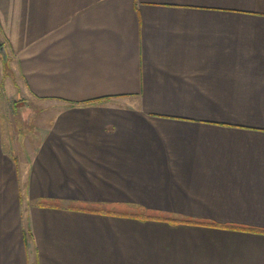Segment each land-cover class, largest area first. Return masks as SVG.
Wrapping results in <instances>:
<instances>
[{
  "label": "crops",
  "instance_id": "1",
  "mask_svg": "<svg viewBox=\"0 0 264 264\" xmlns=\"http://www.w3.org/2000/svg\"><path fill=\"white\" fill-rule=\"evenodd\" d=\"M0 27L54 118L18 156L0 117V264H264V0H0Z\"/></svg>",
  "mask_w": 264,
  "mask_h": 264
},
{
  "label": "rangeland",
  "instance_id": "2",
  "mask_svg": "<svg viewBox=\"0 0 264 264\" xmlns=\"http://www.w3.org/2000/svg\"><path fill=\"white\" fill-rule=\"evenodd\" d=\"M2 46L7 51L8 60L5 61L3 53L0 52V117L4 131L7 133L5 135L8 138L10 150L21 156L22 153H29L30 149L36 145V140L30 138L43 133V122L52 124L54 118H51V114L42 112L43 106L38 101L26 98L22 93L20 95L14 93L15 88L8 83L9 80L15 81L16 77L12 74L10 47L5 42L0 27V47Z\"/></svg>",
  "mask_w": 264,
  "mask_h": 264
},
{
  "label": "trees",
  "instance_id": "3",
  "mask_svg": "<svg viewBox=\"0 0 264 264\" xmlns=\"http://www.w3.org/2000/svg\"><path fill=\"white\" fill-rule=\"evenodd\" d=\"M40 205L42 206H59V203L57 202H47V201H41L39 202ZM149 217V216H147ZM149 218H154V219H162V220H170L174 222H189L192 223L194 220H188V219H179V218H174V217H166L162 215H157V216H150ZM212 225H217L213 223Z\"/></svg>",
  "mask_w": 264,
  "mask_h": 264
},
{
  "label": "water",
  "instance_id": "4",
  "mask_svg": "<svg viewBox=\"0 0 264 264\" xmlns=\"http://www.w3.org/2000/svg\"><path fill=\"white\" fill-rule=\"evenodd\" d=\"M0 52L3 53L4 60L7 61V60H8V54H7V51H6V49L4 48V46L0 47Z\"/></svg>",
  "mask_w": 264,
  "mask_h": 264
}]
</instances>
